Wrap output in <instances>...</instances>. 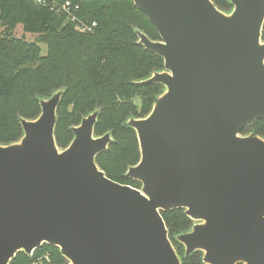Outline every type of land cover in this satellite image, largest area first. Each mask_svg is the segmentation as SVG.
Wrapping results in <instances>:
<instances>
[{
	"label": "water",
	"instance_id": "1",
	"mask_svg": "<svg viewBox=\"0 0 264 264\" xmlns=\"http://www.w3.org/2000/svg\"><path fill=\"white\" fill-rule=\"evenodd\" d=\"M133 0L161 39L136 29L164 68L143 83L163 92L151 111L124 125L136 131L140 161L117 182L97 156L113 141L96 135L100 109L56 140L65 91L40 98L20 118L23 135L0 143V264L43 243L69 264H182L162 211L195 222L175 239L204 264H264V137L244 128L264 121V0Z\"/></svg>",
	"mask_w": 264,
	"mask_h": 264
},
{
	"label": "trees",
	"instance_id": "2",
	"mask_svg": "<svg viewBox=\"0 0 264 264\" xmlns=\"http://www.w3.org/2000/svg\"><path fill=\"white\" fill-rule=\"evenodd\" d=\"M71 1L80 4L81 19L97 22L93 32H80L65 12L54 10L49 4L0 0V143L20 139V118L33 119L39 113V99L64 88L57 110L58 145L66 148L74 137L72 126L100 109L95 133L111 131L113 141L97 156L98 165L111 179L141 188L140 181L126 175L129 167L140 161L141 153L136 131L124 123L131 117H145L163 92L162 84L142 80L162 70L164 59L139 44L135 30L144 31L153 40L161 36L133 0ZM213 1L222 10L230 8L228 0ZM18 24L25 33L40 37L28 41L17 36ZM41 43L46 45L45 52ZM252 129L264 137L263 120L244 128L242 133ZM161 213L182 264H204L201 251L184 257L175 239L176 234L192 226L185 210ZM33 259L20 252L10 264H33Z\"/></svg>",
	"mask_w": 264,
	"mask_h": 264
},
{
	"label": "rangeland",
	"instance_id": "3",
	"mask_svg": "<svg viewBox=\"0 0 264 264\" xmlns=\"http://www.w3.org/2000/svg\"><path fill=\"white\" fill-rule=\"evenodd\" d=\"M228 3L230 5V8L228 10H224L226 12L231 11L232 8H233V4L229 0H228ZM15 34L17 36H19V37H23L24 36L28 41H33L35 39H38V37H40V35H37V34L25 33L24 30H23V26L21 24L17 25V29L15 31ZM41 47L43 48V51L45 52L46 51V45L41 43ZM137 103L138 104L140 103V99L139 98H137ZM40 112H41V106L39 105V113H38V115L40 114ZM38 115H36L33 118H36ZM29 119H31V118H29ZM249 133H255V130L252 129L251 131H249L246 134H249ZM141 187H142V185H141ZM191 221H192V224H194L195 221L193 219H191ZM179 244L181 245L183 251H185V246L182 243H179ZM20 252L23 253L24 251H20ZM20 252H18V253H20ZM35 252H36V254H35ZM31 257H34L33 264H69V259L66 258L61 253L60 248L58 246L51 245V244H48V243H43L40 247H38L33 252ZM56 258L62 260V262H59Z\"/></svg>",
	"mask_w": 264,
	"mask_h": 264
},
{
	"label": "built area",
	"instance_id": "4",
	"mask_svg": "<svg viewBox=\"0 0 264 264\" xmlns=\"http://www.w3.org/2000/svg\"><path fill=\"white\" fill-rule=\"evenodd\" d=\"M41 4H49L51 8L57 11L65 12L70 20L76 24V29L80 32H93L97 27V22H89L80 18L79 13L81 6L78 3H74L68 0L64 3H59L52 0H37Z\"/></svg>",
	"mask_w": 264,
	"mask_h": 264
}]
</instances>
